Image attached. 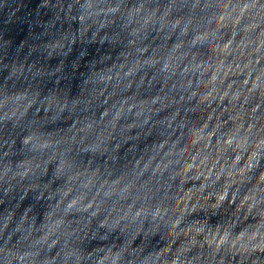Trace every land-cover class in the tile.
Returning a JSON list of instances; mask_svg holds the SVG:
<instances>
[{
  "label": "clouds",
  "instance_id": "1",
  "mask_svg": "<svg viewBox=\"0 0 264 264\" xmlns=\"http://www.w3.org/2000/svg\"><path fill=\"white\" fill-rule=\"evenodd\" d=\"M39 7L43 63L0 84V264H264V0Z\"/></svg>",
  "mask_w": 264,
  "mask_h": 264
}]
</instances>
